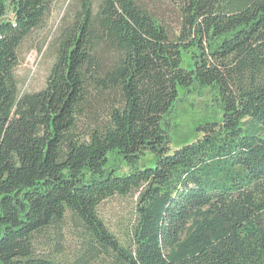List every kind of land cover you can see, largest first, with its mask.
<instances>
[{
	"label": "trees",
	"instance_id": "16d2710c",
	"mask_svg": "<svg viewBox=\"0 0 264 264\" xmlns=\"http://www.w3.org/2000/svg\"><path fill=\"white\" fill-rule=\"evenodd\" d=\"M57 1L0 0V264H264V0H67L46 86L22 94ZM190 96L222 116L177 142ZM116 197L136 198L128 245L99 215ZM70 227L75 260L38 252Z\"/></svg>",
	"mask_w": 264,
	"mask_h": 264
},
{
	"label": "rangeland",
	"instance_id": "374dc122",
	"mask_svg": "<svg viewBox=\"0 0 264 264\" xmlns=\"http://www.w3.org/2000/svg\"><path fill=\"white\" fill-rule=\"evenodd\" d=\"M69 2L58 0L53 6L45 29L33 33L22 45L19 51L20 63L16 70L22 94L36 93L45 88L54 63L49 46L57 34ZM154 11L170 31L178 32L180 18L173 6L160 2L155 6ZM101 116L100 114L97 117L89 116V121L101 119ZM221 116L222 114L218 110L211 107L209 98L187 97L179 104L176 113V122L181 128V132H176L173 137L177 142H181L185 136L192 133L196 122L203 118L219 120ZM175 147L177 145L173 144L172 148ZM151 159L152 157L148 155L147 160ZM123 169L127 172V168ZM135 200L134 197H116L105 202L99 208V215L105 226L124 245H128L131 240ZM37 250L58 261L70 262L82 253L83 246L79 233L74 227H70L62 230L61 235H48L40 239Z\"/></svg>",
	"mask_w": 264,
	"mask_h": 264
}]
</instances>
